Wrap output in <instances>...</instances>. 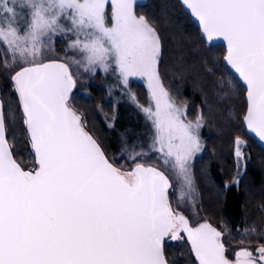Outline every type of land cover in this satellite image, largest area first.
<instances>
[{"label": "snow or ice", "instance_id": "snow-or-ice-1", "mask_svg": "<svg viewBox=\"0 0 264 264\" xmlns=\"http://www.w3.org/2000/svg\"><path fill=\"white\" fill-rule=\"evenodd\" d=\"M181 2L202 39L224 42V67L247 101L242 122L264 142V0ZM136 7L137 0H0V74L10 81L34 163L26 170L16 159L15 114L0 100V264H170L166 242L185 236L197 264H264V233L254 226L243 235H257L256 247L242 238L230 256L223 231L193 227L179 210L192 199L204 113L189 119L188 105L169 93L162 39ZM58 41L60 59L50 55ZM73 65L111 71L125 89L130 78L146 80L151 104L141 110L152 132L146 144L124 141L129 166L105 155L70 106ZM235 86L226 82L229 92ZM233 145L237 161L245 160L246 141L237 136Z\"/></svg>", "mask_w": 264, "mask_h": 264}, {"label": "trees", "instance_id": "trees-1", "mask_svg": "<svg viewBox=\"0 0 264 264\" xmlns=\"http://www.w3.org/2000/svg\"><path fill=\"white\" fill-rule=\"evenodd\" d=\"M137 11L146 15L160 33L164 52L161 75L172 96L180 104H189V117L193 118L199 110L204 113L210 131L208 149L204 158L196 163L195 170L204 209L213 223L219 225L224 222L234 233L255 244L257 235L245 237L243 230L254 226L257 234L264 233V148L249 135L242 122L247 101L234 74H230L224 67L225 46L209 44L202 39L198 24L180 0H148L138 4ZM227 81L236 85L230 92L226 87ZM133 87L140 102L144 104L149 95L147 89L142 84ZM1 95L5 107L15 114L9 132L10 142L16 145V158L26 168L33 167V156L25 147L26 134L20 123V113L10 81L3 84ZM71 103L85 112L88 127L99 135L98 139L109 157L116 155L115 146L120 135L144 132V126L136 114L134 118V113L127 109H123L121 115L118 114V103L111 99L105 86L94 88L92 98L76 93ZM99 104L111 116L118 115L115 130L105 124L97 108ZM120 128L125 129L124 133L120 134ZM239 134L249 141L252 156L239 186L230 187L238 173L233 141ZM204 178L210 180L206 183ZM237 228L240 230L237 231ZM165 251L170 264H197L187 239L183 242H166Z\"/></svg>", "mask_w": 264, "mask_h": 264}, {"label": "rangeland", "instance_id": "rangeland-1", "mask_svg": "<svg viewBox=\"0 0 264 264\" xmlns=\"http://www.w3.org/2000/svg\"><path fill=\"white\" fill-rule=\"evenodd\" d=\"M147 1L148 0H137V5L146 3ZM136 11H137V7H136ZM137 14L138 15H144V14L139 13L138 11H137ZM144 16H146V15H144ZM157 31H158V29H157ZM158 33H159V31H158ZM159 35H160V33H159ZM64 46L65 45H64L63 41H58L56 43L54 49L52 50L51 54H50L51 57L56 58V59L62 58L64 56V53L61 51V49L64 48ZM71 69H72L73 75L76 78V82H77L76 90H75L74 94L77 93L78 95H80L82 97L92 98L94 88H99L101 86H105L109 90L111 99H113L115 102L118 103V114L121 115L123 109H127L128 111H131L134 113L133 117L136 114L137 118L141 121L142 125L144 126L143 127L144 132H142V131L138 132V133L126 132L127 134L125 133V136L120 135V140L118 141V144L115 146L116 147L115 148L116 149V155H114V157H110L114 162L117 163L118 166H120V165L129 166L131 164V162L127 159V153L123 150L124 141L128 140L130 142L146 144L148 142V140L151 136V132H152L151 123H150V121H148L144 112L141 110V106L148 107L151 104L150 96L148 95L147 101L144 104L141 103L137 94H136V91L133 87L134 85H141L142 84L145 86V88L148 91L146 80L139 78V77L130 78L129 86L127 89H125L119 84L117 77L111 71L105 73L101 70H97L95 73H90V72H85L82 68H77L75 65H73ZM6 81H9V80L6 78V76H4L2 74L0 76V92L3 88V84H5ZM165 86H166V84H165ZM166 88L168 89L169 93L171 94L169 88L167 86H166ZM171 96H172V94H171ZM104 99H107V98H104ZM173 99L175 100L174 97H173ZM178 104H180V103H178ZM181 104H185V103H181ZM187 105H188V111H189L190 106H189V104H187ZM97 108H98L99 113L102 115V117L105 121V124L109 128L115 130L116 126H118V122H117L119 119L118 115L117 116H111L102 104H99ZM78 111L82 113L83 119H84L83 121L86 124V127H88L85 112L80 111V110H78ZM189 119H192V117H189ZM88 129L93 134H95V136L97 138L100 139L99 135L96 132H94L92 129H90V127H88ZM123 130L125 131V129H121V128L119 129L120 134L123 132ZM128 133H130V134H128ZM209 134H210V131H209L208 125L206 123V119L204 118V125L201 129V141L203 142L204 147H203V150L195 156L194 161H193V165L191 168V176H192V180H193V189H194V191L192 193V199L191 200H187V199L181 200L179 202V210L182 213L186 214L190 218L193 225H197L198 223L205 221V220H211L209 215L207 214L206 210L204 209V206L202 203L201 193H200V189H199L200 188L199 187L200 182H199L198 177H197L198 174L195 171L196 170V163L199 160H202V158H204V154L207 152V149H208V145H207L208 139L207 138H208ZM237 136L241 137L244 141H246V147L244 148V153H245L246 159L238 162L237 159L235 158L237 165H239L238 166V173L235 177L234 182L230 185V187H232V186L238 187L239 186L238 185L239 183L236 184L235 181L238 179L240 182L241 176L247 170L248 164L250 163L251 156H252V152L249 150V147H250L249 141L245 138V136H242L240 134ZM233 148H234V145H233ZM145 159L147 160V162L149 164L156 162L154 155L146 156ZM29 168H32V167H29ZM169 175L171 176L172 174L169 173ZM209 180L210 179L204 178V181L206 183ZM173 181H174V186H178V182H177L176 177H173ZM170 197H171V201L173 203V206H176L177 205V197L175 195H172ZM217 226H219L225 232L224 239L226 241V245H227L228 250H229V255H232L234 250L238 247V244L236 243V241H239L242 238L247 240L243 236L237 235L236 233H234L232 231V229L229 226H227L224 222H220V224ZM181 242H183V241H181ZM251 246L253 248L256 247V243L252 244Z\"/></svg>", "mask_w": 264, "mask_h": 264}, {"label": "water", "instance_id": "water-1", "mask_svg": "<svg viewBox=\"0 0 264 264\" xmlns=\"http://www.w3.org/2000/svg\"><path fill=\"white\" fill-rule=\"evenodd\" d=\"M181 1V0H180ZM182 3V2H181ZM184 7V9L189 13V11L186 9V7L185 6H183ZM190 14V13H189ZM193 20L195 21V19L193 18ZM196 22V21H195ZM197 23V22H196ZM198 24V23H197ZM208 42V41H207ZM209 44H222V45H224L225 46V44H224V42L222 41V40H219V39H217V40H214V41H212V42H208ZM71 71H72V69H71ZM75 78V77H74ZM75 80H76V78H75ZM76 85H77V82H76V84H75V87H74V89L72 90V92H71V94H70V97H69V103H70V106L78 113V114H80L81 116H82V118H83V115H82V113L81 112H79L72 104H71V100H72V97H73V94H74V92H75V90H76ZM0 100H3V98H2V95H1V92H0ZM4 101V100H3ZM84 120V119H83ZM87 128V130H88V132L99 142V144H100V146H101V148L103 149V151L105 152V155L110 159V160H112L110 157H109V155L107 154V152H106V150H105V148L103 147V145H102V143L100 142V140L95 136V134H93L89 129H88V127H86ZM248 131V130H247ZM248 133H249V135L251 136V137H253L258 143H259V145L261 146V147H263L264 148V142H261L260 140H259V138L258 137H256L255 136V134H253V133H251V132H249L248 131ZM17 159V158H16ZM18 160V159H17ZM19 161V160H18ZM113 161V160H112ZM20 162V161H19ZM22 164V163H21ZM22 166L26 169V170H28V169H31V168H26L23 164H22ZM118 166V165H117ZM170 199H171V197H170ZM184 214V213H183ZM186 217H187V219L189 220V224L191 225V226H193V227H195V226H197L198 224H200V223H205V222H207V223H209V224H211L214 228H216L217 230H219V231H223L222 229H220V227H218L216 224H214L212 221H210V220H205V221H202V222H200V223H198L197 225H193L192 224V222H191V220H190V218L186 215V214H184ZM224 232V231H223ZM225 233V232H224ZM183 235V234H182ZM185 239H187L186 238V236H185ZM173 242H176V241H173ZM166 245V244H165ZM166 252V251H165Z\"/></svg>", "mask_w": 264, "mask_h": 264}, {"label": "flooded vegetation", "instance_id": "flooded-vegetation-1", "mask_svg": "<svg viewBox=\"0 0 264 264\" xmlns=\"http://www.w3.org/2000/svg\"><path fill=\"white\" fill-rule=\"evenodd\" d=\"M231 256V255H230Z\"/></svg>", "mask_w": 264, "mask_h": 264}]
</instances>
